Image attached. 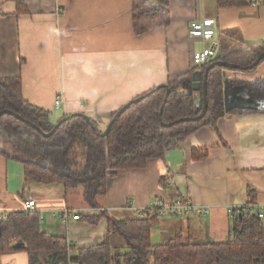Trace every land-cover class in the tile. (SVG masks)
<instances>
[{
	"label": "crops",
	"instance_id": "0c3cea01",
	"mask_svg": "<svg viewBox=\"0 0 264 264\" xmlns=\"http://www.w3.org/2000/svg\"><path fill=\"white\" fill-rule=\"evenodd\" d=\"M133 2L0 0V78H20L24 99L49 112L54 123L84 114L100 120L99 129L105 131L126 104L200 70L193 55L210 44L190 38L193 20L214 18L216 31L227 34L223 44L215 41L219 49L212 63L226 61L219 54L222 45L247 63L264 51V7L220 8L217 0H170V24L135 35ZM256 71L225 69L223 97L226 91L229 112L234 113L220 118L216 128L200 129L163 158L149 159L144 169L109 170L106 193L96 198V206L88 204L83 187L26 181L23 164L0 151V211H21L25 202L34 201L42 230L71 244L76 258L79 250L105 242L110 219L142 220L132 205L181 197L199 212L160 220L152 228L153 245L178 234L196 245L228 242L234 224L229 208L245 212L247 205L264 204V95L252 87L264 80V73ZM60 98L63 105L57 110ZM239 103L242 107H234ZM204 147L208 158L194 160L193 151ZM67 208L82 219L63 223L58 213ZM108 239L112 250L129 252L121 235ZM49 258L38 256L42 264ZM0 264H29V256L13 252L1 256Z\"/></svg>",
	"mask_w": 264,
	"mask_h": 264
},
{
	"label": "trees",
	"instance_id": "16d2710c",
	"mask_svg": "<svg viewBox=\"0 0 264 264\" xmlns=\"http://www.w3.org/2000/svg\"><path fill=\"white\" fill-rule=\"evenodd\" d=\"M216 4L220 8L250 6L249 0H217ZM169 5L170 0H134L135 35L167 27L172 20ZM21 6L19 2L18 11ZM263 50L264 47L260 51ZM259 54L246 66L253 64ZM208 66L198 67L202 78ZM257 69L245 72L252 74ZM224 72V68L215 67L208 74L209 107L200 121L190 120L203 109V88L198 92L192 90L191 72L168 84L172 92L162 115L167 93L165 86L152 89L143 95L150 96L131 105L106 137L102 135L104 130L99 129L100 120L92 118L96 126L93 129L81 117L64 122L51 137L43 136L51 133L65 117L54 123L49 112L35 108L24 99L20 78H0V113L12 111L41 129L39 132L13 116L3 115L0 119V151L13 155L23 164L26 181L62 183L66 189L83 187L88 204L96 206V198L106 193L109 170L144 169L149 159L163 158L167 151L180 147L200 129L216 128L220 118L234 113L226 114L225 111ZM252 87L264 95V80ZM189 117V121L165 127ZM208 155L209 149L204 147L193 151L192 158L202 161ZM40 218L35 211L21 210L0 222V258L26 251L29 264H42L38 260L40 254L50 256L43 264H66L69 259L74 264H264V221L253 213L242 212L234 221L228 242L204 245L186 242L181 234L166 243L153 245L152 228L160 220L119 222L110 219V233L105 242L79 250L76 258H70L65 241L42 230ZM111 234L124 238L128 253L122 255L120 250L111 249L108 239ZM13 238L21 239L25 248L15 250V245L10 242Z\"/></svg>",
	"mask_w": 264,
	"mask_h": 264
},
{
	"label": "built area",
	"instance_id": "2783aa9c",
	"mask_svg": "<svg viewBox=\"0 0 264 264\" xmlns=\"http://www.w3.org/2000/svg\"><path fill=\"white\" fill-rule=\"evenodd\" d=\"M250 7L254 8H263L264 0H249ZM216 26L217 20L214 18H201L195 19L190 23L189 27V36L191 39L195 41H200L203 43L210 42L211 45L208 48L203 49L201 52H197L193 55V64L196 67L207 66L212 63V60L215 58L219 46L218 43L215 42L216 36ZM63 105V100L60 98L57 100L55 104V108L59 110ZM168 184L172 187L175 186V182L172 179L168 180ZM35 202L27 201L23 204L22 211L25 212H34L35 211ZM135 215H137L140 219H158L162 220L165 218H184L189 214H193L194 212H199V208H196L191 201L184 200L181 197L168 199V198H157L153 202L149 203L144 207L131 206ZM229 214L231 218L235 221L241 214L242 210L238 207H230ZM207 213L208 211H202L201 213ZM245 212L253 213L258 215L260 219H264V204L263 205H247L245 208ZM13 212H4L0 211V222L6 221L10 218V215ZM59 219L63 223H67L70 220L80 221L82 219V215L79 212H73L71 210L63 209L58 213ZM17 241H12V245H16ZM66 249L69 252L70 258L71 254L74 250V247L71 244L66 242ZM66 264H74L70 259Z\"/></svg>",
	"mask_w": 264,
	"mask_h": 264
},
{
	"label": "water",
	"instance_id": "95a60500",
	"mask_svg": "<svg viewBox=\"0 0 264 264\" xmlns=\"http://www.w3.org/2000/svg\"><path fill=\"white\" fill-rule=\"evenodd\" d=\"M263 60H264V51L257 57V59L253 62V64H251V65H249L247 67L240 66V65H235V64L229 63L227 61H217V62H214V63H212L211 65H209L207 67V69H206V71L204 73V78H202L203 74H202V72L200 70H197V71L193 72V75H192V90L194 92H198L201 88H203V109H202L201 113L194 119H190V117L188 119H180V120H178L176 122H173L171 124L165 125V127L170 128V127H172V126H174L176 124H180V123L189 121V119L190 120H194V121H200L203 117H205L204 115H206V113L208 111V107H209V104L207 102L208 101V88H206V87H207V83H208V74H209V72L212 69H214L215 67H219V68H224V69L241 70V71L254 70L255 68H257L261 64V62ZM165 87H166L167 93H166V98L164 100V104L162 105V108H161V115L163 114V112L165 110L166 104L168 102V98H169V96H170V94L172 92V90L168 86H165ZM148 96H150V94H148L147 96H143V97L137 98V99L133 100L132 102H130L129 104H126V106H124L123 108L119 109V111L115 114V116L113 118H111L112 120L110 121V123L108 124L106 130L102 134L103 137H106V135H108L111 132V129H112L113 125L130 108L131 105L138 104L139 102H141L144 98H146ZM198 99H199V97H198V94H197V96H196L197 102H198ZM224 103H225L226 114H228L229 110L231 108H230L228 100H227V92L226 91H225ZM234 107H236V108L239 107L240 108V107H242V105L239 103V104H236V106H234ZM198 113H199V110L196 112V114H198ZM3 115L13 116L16 119H18L19 121H22V123L24 122L27 126L33 128V129H36L39 132L41 131V129L37 126V124L35 125L31 121H28V120L22 118L21 116H19L18 114L14 113L12 111L5 110V111L1 112L0 113V119H1V117ZM74 117L83 118L93 129H96V126H95V124H94V122H93L91 117L86 116L84 114H75V115H72V116H67V117L63 118L62 120H60L54 126V129L52 130L51 133L44 134L43 136L51 137L53 134H55L57 132V130L61 127V125L64 124V122L66 123L67 121L71 120ZM0 234H1V231H0ZM1 238H2V235H0V240H1ZM13 248L15 250H20V249L25 248V244L23 242H19Z\"/></svg>",
	"mask_w": 264,
	"mask_h": 264
},
{
	"label": "rangeland",
	"instance_id": "374dc122",
	"mask_svg": "<svg viewBox=\"0 0 264 264\" xmlns=\"http://www.w3.org/2000/svg\"><path fill=\"white\" fill-rule=\"evenodd\" d=\"M245 9H248V6L247 7H244ZM257 17V16H256ZM217 28V27H216ZM218 31V30H217ZM216 31V36H215V41H219V43H220V45L221 44H223L224 43V41L226 40V35L227 34H221V33H219V32H217ZM208 43V45L210 44L211 45V43L210 42H207ZM202 45H204V44H202ZM198 46V48H200V47H202V46H200V45H197ZM219 54H221L222 55V57H224V59L227 61V62H229V63H232V64H235V65H240V66H242V65H244V64H246L247 63V60L246 59H242V57L241 56H239L238 55V53H236V52H234L233 50L229 53L228 51H226L225 52V49H224V47H223V45H222V47H221V50H220V53ZM259 56V55H258ZM257 59V58H256ZM256 72H260V73H264V61L258 66V69H257V71ZM55 119V118H54ZM54 121H56V120H54ZM76 122H78V121H76ZM12 241H17L18 243L19 242H22L21 241V239H17V238H13V239H11V244H12ZM17 243V244H18ZM24 243V242H23ZM25 244V243H24ZM25 246H26V244H25ZM14 253H18V252H14ZM10 254H12V253H10ZM122 255H125L124 253H121Z\"/></svg>",
	"mask_w": 264,
	"mask_h": 264
}]
</instances>
